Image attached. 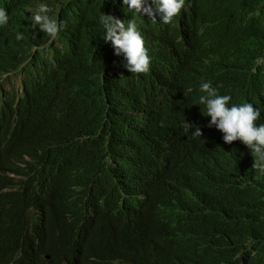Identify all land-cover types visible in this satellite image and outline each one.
<instances>
[{"label": "clouds", "instance_id": "9594fccd", "mask_svg": "<svg viewBox=\"0 0 264 264\" xmlns=\"http://www.w3.org/2000/svg\"><path fill=\"white\" fill-rule=\"evenodd\" d=\"M114 2L131 15H107L104 3L96 7L103 16L102 39L109 42V51L93 61L98 67L96 94L82 108L87 120L98 126L95 136L99 142L91 156L83 152L79 137L72 140L68 136L73 121L72 114H67L71 76L83 40L64 3L53 1L30 9V30L16 34L17 40L27 42L28 54L0 73V202L14 194L27 198L29 211L37 213L28 232L34 247L41 246L44 236L52 231L45 220L38 219L43 210L58 222L55 234L68 226L71 245L66 256L58 261L47 256V264H97L82 254L88 231L92 230V237L109 233L116 225H108L115 215L132 221L134 229L150 227L158 238L166 222L191 226L193 212L180 207L184 200L179 192L206 179L182 177L171 163L168 143L179 139V130L161 100L170 99V106L181 103L178 95L165 89L176 90L177 72L185 68V32L210 38L214 32L210 15L225 9L227 0ZM255 2L264 8V0ZM8 21L9 12L0 0V29ZM248 33L264 43L259 23ZM258 60L261 63L264 58ZM154 71L156 80H143ZM225 89L222 83L202 81L183 90V96L197 102L199 108L192 133L211 144L242 147L255 160L253 168L264 172V81H249L237 94ZM74 112L78 114L77 109ZM37 140L41 145H34ZM105 178L117 188L115 194L99 191ZM129 179L132 188L127 186ZM67 183H71L75 198L83 195L84 204H91L67 207L63 198ZM151 187L156 191L151 193ZM189 195L190 200H196ZM121 204L125 207L118 212ZM63 210L69 211L67 217ZM131 241L138 250L146 251Z\"/></svg>", "mask_w": 264, "mask_h": 264}, {"label": "trees", "instance_id": "16d2710c", "mask_svg": "<svg viewBox=\"0 0 264 264\" xmlns=\"http://www.w3.org/2000/svg\"><path fill=\"white\" fill-rule=\"evenodd\" d=\"M53 1L67 6L65 12L83 40L71 76L73 89L69 93L67 114H72L73 121L68 136L72 140L79 137L83 152L91 156L99 142L95 136L98 126L87 120L82 108L96 94L98 67L93 61L102 59V52L109 51V42L102 39L103 16L96 7L104 3L109 9L107 15L114 12L128 18L131 13L122 10L114 0H2V7L9 12V21L0 29V73L28 54L27 42L17 40L16 34L30 30V9ZM255 1L227 0L225 9L212 12L210 29L214 32L210 38L185 32V68L177 72L176 90L165 89L182 101L178 106H170V99L161 100L177 121L179 130V139L173 138L168 143L171 163L180 169L178 175L182 177L206 178L201 185L179 192L184 200L180 207L193 212L192 225L180 227L166 222L158 238L150 227L134 229L132 221L115 215L108 223L116 224L109 233L92 237V230L88 231L82 252L85 260L97 264H264V172L253 168L255 160L242 147L211 144L202 136L193 135L196 130L193 117L199 108L197 102L183 96V90L189 85L202 81L222 83L227 87L224 91L231 95L237 94L249 81L256 84L264 81V61L259 63L258 60L264 58V43L248 33L255 23L264 29V8ZM141 27L150 40L146 28ZM210 49L211 53H207ZM156 79L157 71L143 77L149 82ZM143 114L146 115V111ZM51 135L53 132L47 134V140ZM34 145L39 146L41 142L37 140ZM43 160L48 161L45 156ZM127 186L133 187L131 179ZM115 190L117 188L106 178L100 182L99 191L112 195ZM155 191L154 187L150 188L151 193ZM189 193L196 200H190ZM63 198L69 208L91 204H84L83 195L74 197L71 183L66 184ZM124 207L125 204L117 207L118 212ZM63 213L67 217L69 211L63 210ZM38 219L45 220L52 231L44 236L41 246L34 247L28 232L37 220V213L29 211L27 198L14 194L8 201L0 202V264H47V256L50 261L66 256L71 236L65 219L61 218L60 222L65 224L66 230L59 235L55 234L58 222L52 214L43 210ZM131 240L146 251L138 250Z\"/></svg>", "mask_w": 264, "mask_h": 264}]
</instances>
